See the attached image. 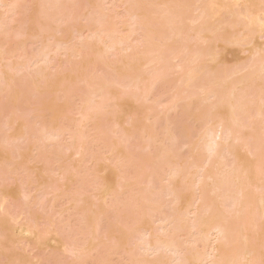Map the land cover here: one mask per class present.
<instances>
[{"label":"rangeland","instance_id":"374dc122","mask_svg":"<svg viewBox=\"0 0 264 264\" xmlns=\"http://www.w3.org/2000/svg\"><path fill=\"white\" fill-rule=\"evenodd\" d=\"M18 1H19V4H18ZM104 1L105 0H101V2L104 3L105 8H103V4H101L100 1H99L100 2L99 5L102 8H99V5L95 4L97 2L96 0H89V4L93 5V8H96L97 11L101 13H103V11L106 9L105 13L108 16L105 18L107 19H104V16L103 18H100L99 16H101L102 14L99 15V13L95 12L94 10L90 11L89 8L91 9L92 6L88 8L86 4L85 5L86 10L84 11H83L84 6L83 7L81 5L79 6L82 7L81 11L85 13L88 12V10L91 13L95 12V13H92L94 16L98 14L99 16L97 15V17H99L100 19H104L106 20V22H108L106 25L109 31L113 32L112 33L113 35L111 34L113 42H115L113 38H115V40L119 42L121 39H125L126 37H129V35L131 34V29H129L130 26H128L129 17L131 15L130 10L128 11L126 9L127 7L125 8L123 6L118 8L116 5L115 7V4H116L115 1L117 2V0H114V1L106 0L105 2ZM225 1H233V0H225ZM237 1H240L239 5L237 6L238 11H243V9L247 5H252L258 11H262V9H264V0H237ZM13 2L15 3L17 2L16 5L18 4L17 10H16L17 13H15L16 16L14 15L15 16L14 19H16L15 21L17 22L12 21V19L10 18L12 17V15L10 13L9 15L5 14L7 13V10H6L7 8L5 9L6 12L4 9L3 10L0 9V18L5 20L4 22H6L7 25H10L8 26V28H10L9 29L10 31L8 30V32L9 34L11 32L12 33L10 34L11 36L9 37L7 36L8 34L6 35L8 39L10 40L6 42H9L10 44L12 43L10 48H11V51L14 53L15 57L12 58L10 56H7L5 63L0 62V66H1L0 71L3 68L2 66L3 64L6 65V64L11 63V64H18V65L23 64L24 65L26 62L29 63V60L32 59V58L30 59L31 55H36L38 52H42L44 50V47L41 48V43H45V41L48 42L46 45H48L49 47L51 46V48L53 47L55 48V43L57 42V40L60 39V42L68 40L66 42L67 46H65L64 45L65 42H63V46L60 47L62 49V51L60 52L61 54L59 53L57 55L58 57L55 59V61H58V62H55L54 66L56 67L59 66L58 68H56L57 70H59L57 71L59 73L64 63H66V61L68 62L70 61L69 60L70 57L67 55H64V53L68 50L67 48L69 49L73 48V50L77 51V48L79 47V45H81L80 43L90 41V37H89L90 31L88 32L87 31L88 29H82V27L85 28V26H83L82 24L84 23V20L81 19V17H84L85 15L90 16V14H88L89 12L86 14L81 13L82 15H80L81 16L80 19H76L78 18L77 15L79 14L76 12L75 10L76 8L73 9L77 13L76 18L75 17L74 18L75 20H78L79 23L82 24V26L79 25L78 21L77 23L74 21V18L72 17V15L73 14L75 15V13L71 14V18L73 19L74 24H77L76 29L72 27L70 23H65L64 26H61L63 22L59 24L60 22L56 20H55L56 24L55 22L54 24H52L53 19H51L52 21L51 26L54 29H57L54 31H58V29H62V32H61L62 34L56 33L53 30H51L53 28L49 29L50 31H52V33L58 34V36L56 35V37H59V39L55 38L54 34L50 35L51 32L49 31L50 33L47 35L48 36L50 35V37L52 36L54 37L51 39L49 38L50 39L49 41L45 40V41H42L41 43H38L39 38L38 39L36 38L37 39V40L35 39L36 41L34 39H33L34 41L31 39L32 40L31 41L30 40L31 35H29V37L26 36V34L27 35L29 34V31H27L26 34H23V35L22 33H24L26 31L25 29H28L29 27H33V29L30 28L31 34L35 32H36L35 34H37V32H39L40 27L39 25H37L38 23L37 22L33 24L31 23V21L34 22L33 20L34 17L32 16H35L34 13L37 12L35 10L36 5L34 6L35 0H14ZM68 2L70 4V0H68ZM213 2H212L213 3L212 4V15H215V11L217 10V8L221 5L223 1L213 0ZM66 4L64 7H68L67 6L68 4L67 5ZM57 5L59 4H55V6ZM69 8L70 6L65 9L69 10ZM99 9L101 10L99 11ZM102 9L104 10L102 11ZM124 9L127 10V12H125ZM58 10L57 12L62 11V14L60 17H63L62 15L66 13L65 10L63 9L59 11ZM55 13H56V10L54 11V14ZM127 13H130V15L128 16ZM58 14L56 13L54 18L56 17L58 19L59 17ZM194 15H196V13H194ZM64 16L66 19L69 20V17H67L66 15ZM216 17H218L219 18L218 20H220V16H217V13H216ZM65 18L64 20H66ZM90 18L92 17L90 16ZM239 20L241 21L242 19H239ZM61 21H62V18H61ZM73 21L71 22V24L75 26L73 24ZM124 22L126 23V25L127 24L128 25L127 26L124 25ZM243 22L241 23L244 24L245 22L244 23ZM86 23H88V21H86ZM33 25L36 26L37 28H35ZM55 25H59V26H56L57 27L56 28ZM69 27H71L72 29H70ZM196 27H195V31H196ZM199 27L201 26H198L197 29ZM18 28L20 29L24 28L23 30L24 32ZM182 28L183 29L179 28L182 30V31L180 30V33H182V36L180 35V37L182 38L187 37L186 39H189L188 35H189V32H191L190 30L194 28V24H192L190 21H186ZM242 28H241L242 32L240 30L239 33L238 32L237 33L240 39L243 38L241 40L244 41V45L242 41L243 46L237 52L238 53V55H236L237 59L240 58V61H242L244 65L249 64L252 58H253L252 59L253 61L257 60L256 62H258V58L260 59L264 58V37L262 36V34H264V26L262 24L261 25L255 24L254 27L251 29H245L244 27ZM17 29L20 30L21 32L18 33ZM4 30L6 31V28ZM73 30L75 33L72 32ZM76 30H79V31H76ZM114 31H116V33ZM195 31H192V32L195 33ZM0 35H1V32H0ZM21 35L23 36V38L26 37L25 40L29 38L28 39L29 42L23 43L25 40H23ZM47 35L45 36L42 34V36L44 37H48ZM190 35L192 36V34ZM1 36H0V40L4 35L2 37ZM6 36H4L2 39H4ZM137 37L138 35L132 36V38L129 37L130 42L129 44H127V46H130L132 48L141 47L142 43L141 44L139 43V40L137 39ZM252 37H254V40L249 44L250 39ZM138 38H140V36ZM182 38L180 39L178 37L177 40L180 39L181 41ZM140 39L144 41L143 38H140ZM191 41L188 40L187 44L191 43V45L190 44L189 45L190 46L193 45L191 47L192 50L195 49L198 51V48L200 47H201L200 49L204 51L207 49L208 43L206 45L204 44L202 48L201 43H204L203 41L200 42L201 45H198L199 43L197 41H196L197 44L196 42L194 41L191 42ZM184 42L182 40V44ZM61 44L62 43H60V45ZM178 44L180 46L182 45L181 43H178ZM205 46L206 48H204ZM79 48L81 49L82 47H79ZM132 48L125 52L122 51L120 55L118 54L115 55V56H118L117 58L110 57L111 59L109 58L110 59L109 61H116V59H120L119 61H121L124 57L130 55L131 53L130 51L132 50ZM191 48L188 47L187 50ZM47 50H44V52ZM192 50H190V52ZM21 54H23L22 57L19 56ZM74 56H72L73 59L69 62V65H70L69 67L75 66L76 64H73L75 62L80 63V61H82L81 56H78V57L76 56L75 58ZM171 59L172 58H170V60ZM234 59L235 58L228 59L229 63L227 64L232 65V66L229 65L230 67H233V64L236 62V60L233 62ZM40 61H37V63ZM237 61L240 62L239 60ZM171 62H169L171 64L170 66L172 67L171 70L174 69V71L172 70V72H175V70L178 71V69L173 68V66L177 64L175 63L177 61L173 59L171 60ZM37 63H35V65ZM242 63L241 65H243ZM44 65H45V62L43 61L38 64V66L41 68H43ZM217 65H221V64H217ZM155 69L153 68V70ZM153 70L148 69V68H145V70H142L143 77L145 78L143 79L146 80V81L142 80V82L144 81L148 83L149 80L151 81L150 79V76H152L151 73L159 71L161 70V68L156 71H153ZM171 70H170L171 74L170 75L168 74L171 79L170 82L173 84H176L177 78H180L181 74H178V72H176V74L175 73L172 74ZM25 71L23 70V72ZM48 71L52 73L54 70L49 69ZM234 72H236V70ZM99 73L97 75L95 74L96 76L93 74L94 77L99 76L102 72L100 74ZM26 75L27 74H25V76ZM172 77L173 79L175 78L176 79L172 80ZM62 78L64 77L62 76ZM240 78L243 79L246 83L250 84V87L248 89L245 88L244 91L247 90L246 92L248 94V100L249 102H252L249 104V108H248L249 110H247V112L249 111L248 113L251 116H248V115L241 116L240 115L241 118L245 116L244 119L243 118L240 119V116L237 117V119L239 118L240 121L242 120L243 124L247 127V129L245 128V130H242L239 133L236 132L237 127H238L235 124L236 122L230 121L229 126L231 125L230 123H232L231 125V127H233L232 130L236 129L233 131L237 133V134L234 133L235 136H239L240 138L242 137L241 140L245 142L246 144L242 143L241 145L240 143V144L234 145V147H229L231 148V150L229 149V151H232V152H227L225 154L226 157L225 159H223L220 166H218L216 169H213L215 175L217 176L218 180L220 181L222 185L225 195L227 196V203L223 205L222 202L219 203L218 201H216L214 196L209 190L202 191L203 188L206 189L208 187V184H210L209 183L210 181L208 179H207V183L205 182L206 180H204L206 184H204L203 182L201 183V186L203 187L201 189V186L198 184L197 180L194 178V180L192 181V184H190L191 186L189 190V195H187L185 199L187 198L190 199V201H192V204L193 205L195 204V207H198V208L201 207V209L208 206L209 207L208 212L204 213L201 210H200L201 213L199 212L202 216H205L206 219H209L212 216L216 215L214 210L216 206L218 205L219 210L221 209L220 211L224 215L223 220L225 224L240 227L238 230L229 233L226 239L221 241L222 245H224L222 249H224L226 246L227 247L230 246L231 244H233V242L240 239L241 241H245V244H242L243 246L240 245L241 247H239V249H237L236 251L239 252L240 249H244V245H246L245 247L246 250L249 252L251 256H254V258L256 259L254 260V263H251V264H264V193L263 191L254 192L248 197H246L241 202V204L244 205V207L248 209L249 211L247 216H242V217L240 215H239L240 217L235 216V212H234L235 208L231 207L233 198L237 197L238 191L240 190V188L246 184V181H245L246 178L252 175L255 170L258 169L259 178H262V182L264 183V65L262 66L258 65L254 68L248 67V69L242 70L241 72L237 71V73L231 78V80L234 81ZM77 80L78 79L73 78L71 82V79H70L68 81L70 82L69 85L67 84V81L65 80L66 84L65 83L63 84L68 85V86L65 87L61 83L62 87H59L61 90H63V88L65 90L62 92H59L60 91L59 88L57 90L55 89V91L53 89L54 91L53 93L55 94L51 95L49 92L51 97L49 96L50 97L49 99V97L47 96L48 99L47 101L45 100L46 103H43L44 101H42L43 103L42 104L40 100H44V97H46L45 95H48V93H46L44 97L39 99V104L41 103L40 105L37 104L38 106H36L35 105L36 103L33 104V102H31L30 105H26V107L24 108V112L22 110H20L22 112H18V117L20 118L21 122L16 126L17 127L16 129H12L10 131H8L6 128L3 129V125L0 122V136L5 135L7 136V138L11 139V142H9L11 144H8V142L4 144L0 143L1 145L0 146V264H138V261L141 258H144L145 255L147 254H144L143 252L139 251L136 247L137 233L129 234L128 230L131 227L133 228V226L136 227V225H138L137 224L138 222H136V219L138 218L142 219L141 212L145 210L143 200L144 198L151 199L149 193L147 192L148 187H149V181H148L149 177L148 176L151 174V172L155 168L156 169L159 168V165L163 166L160 163H156V161H153V160H155L154 158H156L157 153L159 152L162 145L167 146V143H168V142L166 143L164 140L163 144L162 145L160 144L161 147L159 149L158 147L160 145L157 143L159 146L156 145L157 149H155V151H154V148H150L152 150H149V148L145 149L147 142H145L144 140L140 141L142 139V136H139V135H142V134H139L141 133L139 132L140 126L145 125V124L146 126L151 125L150 121H153V120L152 119L147 120V118L150 115L152 116L156 114L155 117L157 118L158 122H161L159 123L161 125H156L158 127V130H157V134L159 135L158 139H160L162 137L161 136L162 133H164L162 129H164V126L166 124V121H163V120H168L171 118L170 119L171 121V120H174L173 118H177L178 119L177 122H180V123H177L174 128L172 127L175 132L173 130L172 131L176 134L175 135L177 137L176 140L178 141H176V144H177L176 148L173 149L172 152L175 153L176 157L180 160V162L178 160L176 161L173 160V162L178 161V163H182L188 160L190 149L185 148L183 146L184 140H182L183 138H181V135L184 132H187L186 129H188L187 133H189L192 136V139H193L192 141L194 143H197L201 137L200 133L203 132V129L209 128L212 125L213 121L217 118L218 112H219L218 108L216 110L214 109L211 110L208 108V106L207 108L202 107V109L204 110L200 112V114L202 113L201 122L192 121V120L191 121L189 120V122L186 121L188 120V118H185L186 114H183L185 116L183 117L185 118L184 121L186 122H181L179 119H181V112H184L183 105L186 106V104H188L189 101L192 102L193 100H196V98H193L191 100H186V101L183 100L184 102L182 101L177 102L176 100L177 98L175 99L176 90L168 88L169 85L166 83L159 82V85L157 84L155 87L153 86L155 91L151 89L154 91L153 92L154 94H152V96H150L151 95L150 94L147 99L146 98L147 95H145V93L147 94L148 91H144L145 93L143 94V92H139L138 84L136 85L131 84L129 89L130 91L133 92V95H130V97L128 98L129 102H127L126 104L124 103L126 107L122 104L123 106L120 105L121 108L119 107L115 108L117 105H115V103L113 102V104L111 103L112 105L110 104L109 107L108 106L104 107L106 109L109 108V110H104L102 108L103 111H105V112L102 111L103 114L100 111H99L100 112L99 114L95 112L96 115L92 113L95 117L97 116L98 118L93 117L95 120L93 119L94 121L90 122V119L84 120L83 119L84 117L81 118L82 117L81 115L86 114L87 111L82 114L79 112L81 111L84 112V110H86L88 105L97 103L100 101V99L94 98L93 100L92 99L93 96L91 95L92 89H90L86 83L81 82L79 80L77 81ZM102 81H104L105 83L100 86H105V87L99 86L100 92L108 93L107 95L108 97L119 96L121 93H124L126 90H128V89H124L117 85L116 77L114 74L105 73V76ZM160 81H162V79ZM181 89H184V88H181ZM56 91H58V93ZM242 91L240 92L241 94H242ZM177 92L181 93L182 91L180 92L179 90ZM181 94L183 95V92ZM142 95L144 96L142 97ZM230 95H231V92L229 91L228 94H226L225 96L226 104L227 102H229L228 97ZM2 96H0L1 100L3 98ZM199 97L202 98L203 96L200 95ZM175 100H176V103L175 105H173ZM200 100L201 99H198L197 101H200ZM213 100H209V103L212 102ZM207 102L203 103L204 106L205 104H208ZM48 104H50V106L53 109V114H55L53 115L51 113L52 114L51 119L55 122L54 123L53 121H51L52 124L57 125V127L60 129H67V128L68 130L71 129V132H74L77 136L78 135L80 136L78 137V139H75L77 141H74V140L73 141H74V144L76 143L78 146L79 145L81 146L82 152L79 151L81 154L78 153L79 155H75L73 154L75 153V151L72 152L73 150H71V151L65 152L66 151L65 150L63 151L62 155L64 154V152L68 154L66 155L64 154L65 157L61 156L64 159H61L59 161L58 158L56 157L54 158L55 155L54 156L52 155L56 151L55 148L57 145L51 148L50 145H43L44 143H39V142H42V141H39L40 136H38V138L32 137L31 134L33 133L32 131H34L33 127L35 126L37 127V122L39 121H40V124L42 123V120H40V116L44 115L43 113V111H45L44 109H48V107H50L48 106ZM98 104L99 103H97L96 106L99 109ZM176 104L178 106H176ZM35 106H36V109L34 108ZM173 106H175V108L177 109L179 108L178 109L179 114H178L177 109L176 110L174 109L175 112L171 111L172 110L171 108ZM110 107L111 108L114 107V108L110 110ZM122 108H124L123 111H122ZM39 109H42V110L39 111ZM118 109H120L119 111H121L120 114L123 113V115L121 114L122 116L118 114L119 111H115ZM108 111L110 113H108ZM111 111H114L112 113L116 112L117 116L116 114H113L116 116V118L120 115L119 117L120 123L122 122V120L124 122H126L127 120L131 122L130 124L129 122L128 124L127 122L126 123L123 122L125 126L123 124L122 127L127 132V135L129 136L131 135V138L133 135L135 136L129 140L130 141L129 143L132 144V146L130 145L132 148L127 149L126 148L127 146L125 147L124 145L127 139L124 140L125 141L124 142L121 139L120 135H118L117 130H119L118 128L120 127L118 128L116 127L114 129L115 124L113 125V123L114 121H117V119L113 120V122L111 123L112 125L109 124L110 121H112L111 119H109L112 117ZM259 111L261 112V114H259L260 116H258ZM38 112L41 114L40 116ZM49 112H51V110ZM3 113H2V116L4 114H7L6 112L4 114ZM151 113H155V114H151ZM196 114H199V112ZM93 115H89V117ZM106 117H109V118H106ZM130 117H134L133 120H131L132 118L129 120ZM45 118L47 117L45 116L44 119ZM48 119L49 118H47L46 121ZM107 119H108V122L106 123ZM239 120L238 121L236 120V121L239 122ZM170 124H171L170 126H172L173 122ZM256 125H258L256 127L257 130L256 129L254 130L253 128ZM28 126L30 127V132H29L30 134L28 136L29 141L27 140L25 141L23 139L25 141L24 143L22 139H21L22 141H20L18 140V138L15 141L16 137L22 134L24 129ZM110 127L113 128L114 130H112ZM115 131L117 134L115 133ZM158 131H160L161 134H159ZM163 136L165 137V134H163ZM67 137L68 136L66 135L63 138H60L58 144L63 145V146H68V147L70 145H74L72 144L73 141H70V139H68ZM138 137L140 139L139 140L140 142L137 140ZM144 137H146V135H144ZM146 138L144 139L148 140ZM178 138H181V139H178ZM10 139H8V141H10ZM12 140L15 141L14 144H12L13 143ZM45 143L48 144L47 142ZM76 144L74 145L75 148H76ZM138 145L140 147H137ZM33 146L35 149L32 148ZM45 147H47V149ZM233 148L235 149L232 150ZM255 148H257L258 150L255 155H252L250 150H254ZM36 152H39V153L36 154ZM47 152H49L50 155H48ZM50 152H53V153H50ZM15 153H18L19 157L16 156ZM228 153L229 155H227ZM39 154H41V157L40 156L37 157ZM206 155L207 154H205V157ZM124 156L126 158H124ZM158 156H159V153H158ZM205 157L201 158L202 159L201 166L203 165V163L205 165V161L208 156L206 158ZM22 160L24 161L21 162ZM247 161L248 162L251 161L254 164V166L252 167L249 165H245V166L241 165L242 162H247ZM13 165L14 167H12ZM60 167L64 168L63 170H66V171L68 170L67 172L65 171L66 175H64V177H67L68 179L66 178L63 179L64 178L63 175H61L63 178L60 177L59 174H61V171H62V168L58 169ZM165 168L166 167L163 166L164 171H165ZM234 169L241 173V175L238 174L239 176H241L240 178L238 177V178L231 179L226 176L225 174L226 172H229ZM159 170L162 171L163 173L162 169H159ZM104 178H108L111 181H109V183H106L107 180ZM122 179L127 180L125 183L127 188L126 187L123 188L124 186H119V183L122 181ZM41 184L42 185L44 184V185L41 187ZM106 184H108L107 186H109L110 184L112 185L111 188L112 187L113 188H112V191L110 189L111 192L108 191L109 187H107ZM202 184H204V186ZM164 185H165V182H160V185H159L160 189L158 188V185H157V188L159 189L157 193L160 195V197L161 195L163 196L164 190L162 191V193L160 190L161 188L165 187ZM180 191H181V188L179 189V192ZM41 192H44V194L45 193L46 194L43 195ZM7 193H10L11 196L10 194H7ZM25 194H29L28 198H24ZM8 195H9V198H8ZM166 198L167 200L171 199V197H166ZM159 200H161L160 202L162 204H166L164 202L166 199L163 200V198H161ZM177 206L179 207L178 204ZM195 212L197 213V210H195ZM169 214H172V213H169ZM175 214L176 213H174V215ZM176 215H178V213ZM117 216L118 218L115 219V217ZM155 219L156 218L154 217L151 220V225L153 229L155 230V233L159 234L161 233L159 229L161 227V224L160 222L155 221ZM186 219H187V222H191L192 220L196 222L195 217L193 218L192 216L191 217L187 216ZM101 220L112 221L110 223L114 225H109L108 227L106 225L105 227L107 228H103V230H106V231H102L103 233H101L100 231L101 229L99 230V228H101L102 226L100 225H104ZM98 221H101L102 223ZM107 221L106 223H108ZM140 221L141 220H139V222ZM97 222L101 224L97 225L98 224ZM253 222H258V224L256 223L257 225L256 224L254 225ZM96 225L98 226V230L96 228ZM109 227L111 231L109 230ZM111 227H115V228L111 229ZM136 228L138 229L140 227L137 226ZM191 235L183 236L182 239L180 240L181 244L184 247L187 245V247H189V250L195 252V254H198V255L205 254L206 249H207L206 245H203V244L197 245V243L190 242ZM197 236L198 235H196L195 238ZM192 238H194L193 235H192ZM126 247H128V249H126ZM147 256L145 257V259L147 258ZM152 256L150 258L148 256V260L151 259L150 261H153L156 255H152ZM234 256H235V252L232 255L227 256V261H225L226 264H241V261H238V259L235 258ZM157 257H156V260H157ZM220 257L221 256L217 257L216 259H212V260L209 259L210 261L207 260L208 262H202L201 264H209V263L212 264L211 261L222 259ZM151 263L152 262H150L149 264ZM220 263L223 264L222 261H220Z\"/></svg>","mask_w":264,"mask_h":264},{"label":"bare ground","instance_id":"6f19581e","mask_svg":"<svg viewBox=\"0 0 264 264\" xmlns=\"http://www.w3.org/2000/svg\"><path fill=\"white\" fill-rule=\"evenodd\" d=\"M13 1L14 0H12V1L11 0H0V9L5 10L7 8L6 9L7 13H5V14L9 15V13H10L12 15V17H10V16L9 17L14 22L16 20V19H14V17L16 16L15 13H17L16 10H17V7H18L17 5L19 4V1H18L17 5H16L17 2L15 3ZM96 1L97 2L95 4H98V5L101 2V0H99L100 2L98 0H96ZM112 1H114V0H112ZM221 1H223V2L215 11V15H212V4L214 3L213 0H117V2L115 1V3H116L115 7H116V5L118 8L121 6H123L125 8L127 7L126 9L128 11L130 10V12H131V15H130V13H127L128 16L130 15L129 25L127 24L128 26H130L129 29H131V34L129 35V37L132 38V36L138 35V37L140 36V38L144 39V41H143L137 37V39L139 40V43L140 44L142 43L141 44L142 46L139 48H132L130 46H127V44H129V42H130L129 37H126L128 39H126V38L121 39V40L119 39L120 40L119 42L116 41L115 38H113L116 43L112 41L111 34L113 32L109 31V29L107 28V25H106L108 22H106V20H104V19H107L105 17L108 16L105 13L106 9L105 10L102 9V11L104 10L103 13L98 12L96 8H93V5L89 4V0H70L71 5L69 4L68 0L67 1H65V0H35L34 6L36 5L35 10L37 12L33 9L36 13L33 12L35 15V16H32V17H34L33 18L34 22L31 21V23L32 24L36 23V22L38 23L37 25H39V27H40L39 32H37V34H35L36 32L33 33L34 35L31 34L30 28L33 29V27H29L28 29H25L26 30L25 32L23 31L24 28H26L24 26H22V27H24L23 29H20V28H18V29H20L21 31L24 32V33H22V35L26 34V32L29 31V34L28 35L26 34V36L27 37H29V35H31V37L34 36L32 38L30 37V40L31 39L35 40L36 38L37 39L39 38L38 43H41L42 41H45V40L49 41L51 38H54L53 36L50 37V35L54 34V33H52V31L49 30L50 28H53L51 26V23H52L51 19H53L52 24H54V22L56 24V21L60 22L59 24H61L63 22V24H61V26H64L65 23H70V25L76 29L77 24H74V21L76 23L78 21V20H75L76 14L79 13L78 14L79 16L77 15L78 18H76V19H80V17H81L80 15L85 13L83 11L86 10V7H85L86 4H87L88 8L92 6L91 9L89 8L90 11L94 10L95 12H98L99 15L102 14L101 16H99L96 13L100 18H103V16H104V19H100L99 17H97L96 14H95L96 16H94L92 13H95V12L91 13V12H89V10H88L89 13L88 12H86V13L90 14V16L92 18H90V16H88V15L81 17V19L84 20V23H82V24H83V26H85V28L82 27V29H88L87 31L88 32L90 31V36H89L90 41L80 43L81 45H79V47H82L81 49L78 47L80 50L77 48V51H75V50H73V48L72 49L67 48L68 50L66 52L64 51L65 52L64 55L69 56L70 61L73 59L72 56H74V55H75L74 58L76 56L82 57V61H80V63H78V62L73 63V64H76L75 66L69 67L70 61L69 62L66 61V63H64V65H63V67L60 69V72L59 73L57 72L59 70H57L56 68H58L59 66L58 67L54 66V63L58 62V61H55V59L58 57L57 55L62 51V49L60 47L63 46V42H65L64 45L67 46L66 42L68 40L60 42L59 37H56V35L58 36V34H56V33L62 34L61 33L62 29H58V31H54L57 29L53 28L51 30L56 32L54 34L55 38L59 39V40L56 39L57 42L55 40V42H56L55 48L53 46H52L53 48H51V46L49 47L48 45H46L48 42L45 41V43H41V48L44 47V50L48 49L47 51L44 52V50H43L42 52L37 53V54L41 53L39 55H37V54L31 55L30 59L31 58L32 59L29 60V63L26 62L24 65L23 64H19V65L18 64H11V63L6 64V65L3 64L2 65L3 68L0 71V96L3 95L2 96L3 101L0 99V101H1V103H0V105H1L0 106V119H1V121L0 122L3 125V129L6 128L8 131L17 128L16 126L21 122L20 118L18 117V112H22V111L24 112V108L26 107V105H30V103L33 102V104L36 103L35 105L38 106L37 104H39V99H41L42 97H44V95L46 93H48V95H45L46 97H44V100H40L41 103H42V101H44L43 103H46L45 100L47 101L50 94L51 95L55 94V93H53L55 91V89L57 90L59 87H62V85L65 87L68 86L70 84V82H68V81L71 79V82H72L73 78L78 79L79 81L86 83L88 85V87L90 89H92L91 95L93 96L92 97L93 100H94V98L100 99V101L97 102V103H99L98 104L99 109L96 106L97 103H94V104L88 105L86 110H84V112H82V111L79 112L82 114V113H85L87 111L86 114L81 115L82 116L81 118L84 117L83 118L84 120L90 119V122H93L95 120L94 118H98L97 116L96 117L94 116V115H96L95 112L97 114H99L100 112L102 113L103 109L109 110V108L106 109L104 107H107V106L109 107L111 103L113 104V102H114L115 105H117L116 107L113 105L115 108H117V107L121 108L120 105H122V104L124 105V103L126 104L127 102H129L128 98L130 97V95H133V92L130 91V89H129L131 84H135V85L138 84L139 92H143V94L145 93L144 91H148L147 94L145 93V95H147L146 96L147 99H148L150 94H151L150 96H152V94H154L153 93L155 91L154 87L157 84L159 85V82L160 83H166L169 85L168 88L176 90L175 99L177 98L176 99L177 102H180V101L184 102L183 100L186 101V100H191L193 98H196V100H193L192 102L189 101V103L186 104V106L183 105L184 106L183 109H184L185 113L180 111L181 112V119H179V120L181 122H186V121L189 122V120L201 122L202 121V117H201L202 113L200 114V112H202V110H204V109H202V107L207 108V106H208V108L211 110H213V109L216 110L217 108L219 109L218 116L213 121L214 124L211 122L212 125L209 128L203 129V132H201V133L199 132L201 137L197 143H194L192 141L193 140L192 136L189 133H187L188 129H186L187 132H184L181 135V138H183L182 140H184L183 146L185 148L190 149V153L188 155V160L186 162H182V163H178V161L180 162V160L176 157L175 153L172 152V150L176 148V145H177L176 141H178V140H176L177 137L175 136L176 134L174 133L175 131L173 129L177 123H180V122H177L178 121L177 118H173L174 120L170 121L171 118L168 117L170 119L163 120V121H166V124L164 126V129H162L164 131V133H162V135H161L163 138L162 137L160 138L161 140L163 139L162 141L160 139H158L159 138V135L157 134L158 127L156 126V125H161V124H159L161 122H158L157 118L155 117L156 116L155 113H151V114H155V115H152V116L150 115L147 118V120H151V119L153 120V121H150L151 122V125H149L150 127L146 126V124L140 126L139 132H141V133H139V134H142V135H139V136H142V139L140 140L138 137L137 140L138 141L144 140L145 142H147V145L145 144L146 145L145 149L149 148V150H152L150 148H154V151H155V149H157L156 145H158V144L162 145L164 140L166 143L168 142L167 143L168 147L166 145L165 146L162 145V147H161V145L160 146L158 145L159 146L158 149L161 147L159 152H158L159 156H158V153L156 152L157 156H156V158H154L155 160H153V161H156V163H160L161 165H163L166 168L164 171L163 166L159 165V168H157V169L155 168L156 171L154 169L151 172V174L148 176L149 177L148 178L149 187H148L147 192L149 193L151 199L144 198V200H143L145 210L141 212L142 213V215H141L142 219H140V218L136 219V222H138L137 223L138 225L135 224L136 227L138 226L140 228L137 229L135 226H133V228L135 227L136 229L135 228L133 229L131 227L128 230L129 234L137 233L136 247L139 251L143 252L144 254H147L149 256V258L152 255H156V257L158 255L157 260H156V257L154 256L155 262H154V260L150 261L151 259L148 260V256L145 255V257L147 256V258L146 259H145V257L141 258L138 261V264H149L150 262H152L151 264H201L202 262H208L207 260H209V259L210 260L216 259L219 256H221L220 258H222V259H220V260L217 259L215 261L213 260V261H211L212 264H221L220 261H222L223 264H226L225 261H227V256L232 255L234 252H235L234 257L237 258L238 261H241V264L242 263L251 264V263H254V260H256L254 258V256H251L249 254V252L246 250V248H245L246 245H244V249H240L239 252L236 251L237 249H239V247L243 246L242 244H245V241H241L240 239L233 242V244H231L230 246H228V247L226 246L224 249H222L224 245H222L221 241L225 240L229 233L238 230L240 227L234 226V225H226L224 220H223L224 215L220 211L221 209L219 210L218 205L216 206V208L214 210L216 215L212 216L209 219H206L205 216H202L200 214L201 213L200 210L202 212L206 213L209 211L208 206L201 209V207L200 208L195 207V204L193 205L192 201H190V199H188V198L185 199V197L187 195H189V190H190V186H191L190 184H192V181L194 180V178L197 180V182L200 186H201L202 182L204 184H206L207 179H208L210 181L209 182L210 184H208V187L206 189L201 186V189L203 188L202 191L209 190L212 193V195L214 196L216 201H218L219 203L222 202L223 205L225 203H227V196L225 195L223 188H222V185H221L220 181L218 180L217 176L215 175L213 169H216L218 166H220L223 159H225V157H226L225 154L227 152H232V151H229V149L231 150V148H229V147H234V145H236V144L241 143V145H242V143H245L241 140L242 137L240 138L239 136H235V134L239 133L242 130H245V128L247 129V127L243 124V121L242 120L240 121L239 118L237 119V117H239L240 115L241 116L242 115L251 116V115H249V113H248L249 111L247 112V110H249L248 109L249 104L252 103V102H249V100H248V94L246 92L247 90L244 91L245 88L248 89L250 87V84L246 83L241 78L238 80H234V81L231 80V78L237 73V71L241 72L242 70L248 69V67L254 68L258 65H260V66L264 65L263 64L264 58H262V59L258 58V62H256L257 60H255V59H254L255 61H253L252 60L253 58H252L249 64L244 65L242 63V61H240V58L237 59V56H236V55H238L237 52L244 45V41L241 40L243 38H241V39L239 38V35H238L239 31L241 30L242 27H244L245 29H251L254 27L255 24L256 25L262 24L264 26V9H262V11H258L252 5H247L243 9V11H238L237 6L239 5L240 1H237V0H233V1L221 0ZM234 1H236V2H234ZM63 3H65V4L67 3L68 5L67 4L66 5L68 7L70 6L69 10L65 9L68 7H64L65 4H63ZM55 4H59V5L55 6ZM101 4H103V8H105L104 3L101 2ZM79 5H81L82 7L84 6L83 11H81L82 7ZM60 6H62L64 8H62ZM80 7H81V9H80ZM99 8H102V7H100V5H99ZM37 9H39V10H37ZM58 9L59 10H62V9L65 10L66 13L64 15H66V16L69 13L67 17H69V20H71V21L66 19L64 15H62L63 17H60L62 14V11H59ZM73 9H75L77 13ZM6 10H5V12H6ZM55 10H56L57 14L59 12H61L58 14L59 15L58 19L56 17L54 18L55 14H56V13L54 14ZM57 10L59 12H57ZM100 10L101 9H99V11ZM127 10L124 9L125 12H127ZM73 13H75V15ZM194 13H196V15H194ZM216 13H217V16H220V20H218L219 18L216 17ZM71 14H73L72 15L73 18L75 17L74 21L71 18ZM190 15H192V16H190ZM93 17H94V19H93ZM61 18H62V21H61ZM64 18L66 20H64ZM97 18H99V19H97ZM1 19L2 18H0L1 35L3 33L4 36H6L7 34H8L7 35L8 37L11 36L10 34L12 32L10 34L8 32V30L10 29V28H8V26H10V25H7L6 22H4L5 20H3V19L1 21ZM215 19H216V21H215ZM239 19H242V20L240 21ZM30 20H29V22H30ZM185 20L190 21L192 24H194V28H192V30H190L191 32L195 31L196 26L197 27L201 26L198 29L196 27L195 33L189 32V35H188L189 39H186L187 37L186 38L180 37V35L182 36V33H180V30L183 29L182 27H183L184 23L186 22ZM66 21H68V22H66ZM72 21H73V24L75 26H73L71 24ZM86 21H88V23H86ZM15 22H17V21H15ZM241 22H243L244 24H242ZM78 23H79V21H78ZM82 24L79 23V25H81V26H82ZM195 24H197V25H195ZM124 25H126L125 22H124ZM56 26H59V25H55V27ZM18 27H19V25H18ZM34 27L37 28L36 26H34ZM77 27H79V26H77ZM5 28H6V31L4 30ZM69 28L72 29L71 27H69ZM179 28H181V29H179ZM20 30H18V33L21 32ZM74 30L72 32H74ZM76 31H79V30H76ZM80 31H82V30H80ZM114 32L116 33V31H114ZM241 32H242V30H241ZM49 33H50V35L48 36L47 34H49ZM42 34L45 36L47 35L48 37H44V36H42ZM190 34H192V36ZM63 36H65V35H63ZM262 36L264 37V34H262ZM6 37L4 39L1 38V40H0V62L1 63H5L7 56H10L12 58L15 57L14 53L11 51V48H10L12 43L10 44L9 42H6L9 40L8 37L7 38ZM178 37L180 39L182 38L183 42L185 40L186 41L182 44V40L181 41H180V39L177 40ZM22 38H23V36H22ZM192 38H194L195 40ZM25 39H26V37L23 38V40H25ZM28 39L29 38H27V40ZM191 39L194 42L197 41L199 43L198 45L202 44V48H203L204 44L206 45L208 43L207 49L204 51V50H201L200 49L201 47H200V48H198V51L193 49L194 50V52H193V50L191 48L193 45L190 46L191 43H189L190 45L187 44L188 40L191 41ZM27 40H25L23 43L29 42V40L28 41ZM253 40H254V37H252L250 39L249 44ZM201 41H203L204 43L200 44ZM242 41H243V45H242ZM177 42L181 43L182 45L180 46ZM197 42H196V44H197ZM60 43H62V44L60 45ZM188 47L191 49L187 50ZM131 48H132V50L130 51L131 52L130 55L124 57L123 59L121 58L122 59L121 61H119L120 59H116V61H109L111 59L110 57L117 58L118 56H115V55H117V54L120 55L122 51L125 52V51L130 50ZM204 48H206V46ZM196 49H197V47H196ZM190 50H192V51L190 52ZM83 51H85V52L87 51V52L85 53ZM183 53H184V55H183ZM24 54H26V53H24ZM185 54H187V55H185ZM86 55H88V56H86ZM19 56L22 57L23 54H21ZM24 56H26V55H24ZM35 56H36V58H35ZM170 58H172L171 60L175 59V61H177V62H175L177 64L174 65L173 68L178 69V71L175 70V72H172V70L174 71V69L171 70L172 67L170 66L171 64L169 63V62H171ZM233 58H235L233 60V62L235 60H236V62L233 64V67H230L229 65H231V64H229V65L227 64V63H229L228 59H233ZM237 60H239L240 62H238ZM37 61L45 62L44 66H46V67H44V66H43V68L39 67L38 64L40 62L37 63ZM67 62H68V64H67ZM259 62H261V63H259ZM35 63H37V64L35 65ZM187 63H189V64H187ZM213 63H214V65H213ZM241 63L243 65H241ZM217 64H221V65H217ZM33 65L35 68L33 67ZM65 65L66 66L68 65V66L66 67ZM158 67H160L161 70L156 71V70L160 69ZM240 67H242V68H240ZM145 68L152 69V70H153V68L154 69L156 68L153 71L157 72V73L156 72L151 73V75H152V76H150L151 81L149 80L148 83L144 82L146 80H144L145 78L143 77V71L142 70H145ZM49 69L54 70L53 71L54 73L53 72L51 73L50 71H48ZM23 70L24 71L26 70L28 73L26 71L23 72ZM170 70H171L172 74L173 73L176 74V72H178V74H181L180 78H177L176 84H173L170 82V80H171L170 76H169L171 74ZM235 70H236V72H234ZM99 72L100 73L102 72L101 73L102 75ZM20 73H21V75H20ZM23 73H25L27 75L25 76V74H23ZM98 73L101 76L99 75L97 77H94V75L95 74L97 75ZM105 73L114 74L116 77L117 85L124 88V89H128V90H126L124 93H121L119 96L108 97L107 96L108 93H101L99 86L103 85L105 83L104 81H102L104 76H105ZM22 75H24V76H22ZM62 76L64 78H62ZM171 76H173V75H171ZM30 77H31V79H30ZM161 79H162V81H160ZM175 79H173V77H172V80H175ZM65 80L67 81L68 85H65L66 84ZM142 80H144V81L142 82ZM73 81H75V80H73ZM61 83H62V85H61ZM63 83H65V84H63ZM166 84H164V85H166ZM171 84H172V86H171ZM58 85H60V86H58ZM100 87H105V86H100ZM145 87H146V89H145ZM181 88H184V89H181ZM53 89H54V91H53ZM151 89H153L154 91ZM59 90H58L59 92H62L65 89L63 88V90H61L59 88ZM179 90H180V92L181 91L183 92V95L181 94L182 92L181 93L177 92ZM58 91H56V92L58 93ZM229 91L231 92V95L228 97L229 102H227V104H226L225 103V100H226L225 96H226V94H228ZM241 91H242V94L240 93ZM49 92H50V94H49ZM135 94H137V93H135ZM200 95H202L203 97L202 98L199 97ZM143 96L144 95H142V97ZM50 97H49V99H50ZM147 99H145V100H147ZM198 99H201V100L197 101ZM176 100L174 101L173 105H175ZM209 100H213V101L209 103ZM204 102H207L208 104H205V106H204V104H203ZM5 103H6V105H5ZM99 105H101V106H99ZM36 106L34 107L35 109H36ZM48 106H50V104H48ZM124 106L126 107V105H124ZM176 106H178V105L176 104ZM113 108L110 107V110H112ZM5 109H6V111H5ZM171 109H170L171 111L175 112L174 109L176 110L177 108H175V106H173ZM178 109H177V111H178ZM20 110H22V111H20ZM40 110H42V109H39V111ZM44 110L45 111L47 110V111L46 112L43 111V113H44V115H42L43 117L40 116L41 114L38 112V114L40 116V120H42V123L40 124V121H39V122H37V127L36 126L33 127L34 131H32L33 132L31 134L32 137L38 138V136H40L39 141H42V142H39V143H44L43 145H50L51 148L53 146L57 145L55 148L56 151L52 155L53 156L55 155L54 158L55 157L58 158L59 161L61 159H64L61 156H64V154L65 155L68 154V153H65L67 151L73 150L72 152L75 151V153H73V154H75V155L81 154L79 152L82 150L81 146L79 145L80 146L79 147L76 143H75L76 148L74 146L75 145L74 141H77L75 139H78V137H80V136L79 135L77 136L74 132H71V129H69V130H68V128L67 129H60L57 127V125L52 124L51 121H53V120L51 119V115L53 114V109L51 106L48 107V109H44ZM50 110H51V112H49ZM88 110H90V111H88ZM119 110L120 109L115 110V111H119ZM123 110H124V108H122V111ZM3 112L4 113L6 112L7 114H4ZM103 112H105V111H103ZM112 112H114V111H111V113ZM120 112L121 111H119L118 114H120ZM198 112H199V114H196ZM259 112H258V116H260L259 114H261V112L260 113ZM2 113L4 114L3 116H2ZM92 113H94V115ZM108 113H110V112L108 111ZM108 113H106V114H108ZM113 114H116V112L112 113V115H111L112 117L109 116L111 118L106 117V118H109L112 120V121H110L109 124H111L113 122V120L117 119V121H114V123H113V125L115 124V127L114 126H112V127H114V129L116 127L117 128L120 127V128H118L119 130L116 129L118 131L117 132L118 135H120V137L123 141L127 139L126 142L124 141L125 142L124 145H125V147L127 146L126 147L127 149L132 148L131 147L132 144L129 143L130 142L129 140L135 136L133 135L131 138V135L130 136L127 135V132L122 127V125L124 123L127 122V124H128V122H129V124H130L131 122L128 120L126 122H124L122 120V122L120 123L119 117L121 114L123 115V113H121L117 118H116L117 114H116V116ZM178 114H179V111H178ZM183 114H186V117ZM53 115H55V114H53ZM89 115H93V116L89 117ZM45 116L47 118H49L47 121H46L47 118L44 119ZM241 116H240V119L245 118V116H243L242 118H241ZM87 117H89V118H87ZM183 117L188 118V120L184 121L185 118H183ZM2 118H3V120H2ZM133 118L134 117H130L129 120L130 119L133 120ZM250 118H252V117H250ZM236 120L237 121L239 120V122H237ZM156 121H157V123H156ZM230 121L236 122L235 124L239 127V128L237 127L238 131L236 129H233V130H236L237 133H235V131L232 130V128H233V127H231L232 123H230L231 125L229 126ZM107 122H108V119H107L106 123ZM169 122L170 123L173 122L174 125L172 124V126H170L171 124ZM107 126H108V124H107ZM124 126H125V124H124ZM257 126L258 125H256L253 129L257 130V128H256ZM111 129L114 130L113 128H111ZM111 129H110V131H111ZM162 130H161V132H162ZM29 132H30V127L28 126L24 129L22 134H20L19 136L16 137L15 141L17 140V138L20 141H22L23 139L25 141L26 140L29 141V139H28L29 138L28 136L30 134ZM115 133H116V131H115ZM158 133L161 134L160 131H158ZM163 134H165V137L163 136ZM16 135H17V133H16ZM66 135L68 136L67 138L70 139V141L74 140L72 143L74 145H70L68 147V146H63V145L58 144L59 139L65 137ZM144 135H146V137L148 135V137L146 138V137H144ZM144 138H146L148 140H145ZM181 138H178V139H181ZM8 139H10V138H7V136H5V135L0 136V143L4 144V143L8 142V144H11V143H9V142H11V139H10V141H8ZM15 141L12 140V142H13L12 144H14ZM25 141H24V143H25ZM45 142H47L48 144H46ZM160 142H162V143H160ZM26 143H28V142H26ZM126 143H127V145H126ZM245 144H243V145H245ZM36 147H38V146H36ZM77 147H79V148H77ZM137 147H140V146L138 145ZM32 148H34V146ZM45 148L47 149V147H45ZM74 148H75V150H74ZM41 149H43V148H41ZM234 149L235 148H233L232 150H234ZM37 150H39V149H37ZM257 150L258 149L255 148L254 150H250V152L252 155H255ZM63 151H65V152L62 155ZM37 153H39V152H36V154ZM47 153H48V155H50L49 152H47ZM50 153H53V152H50ZM15 154H16V156L19 157L18 153H15ZM205 154H207L206 155V157L208 156L207 158L205 157ZM22 155H24V154H22ZM227 155H229V153ZM39 156L41 157V154H39L37 157H39ZM125 156H124V158H126ZM204 157L206 158V161H207V162L205 161L206 166L204 165V163L201 166V162H202L201 158H204ZM173 160H175V161L178 160V161L173 162ZM23 161L24 160H22L21 162H23ZM21 162H20V164H21ZM241 165L242 166L249 165L252 167L254 166V164L251 161L242 162ZM12 167H14V165ZM62 167H60L58 169H61ZM63 169L64 168H62V171L60 170L61 174L58 173L61 178H63L64 175H66L65 173L68 171V170L67 171L63 170ZM159 169H162L163 173ZM16 170H17V168H16ZM60 171H58V172H60ZM225 174L228 178H231V179L241 177L238 175V174L241 175V173L235 169L231 170L229 172H226ZM61 175H63V177ZM65 178L68 179L67 177H64L63 179H65ZM104 179L107 180L106 183H109V181H111L108 178H104ZM204 180H206L205 181L206 183L204 182ZM126 181L127 180L122 179V181L119 183V186H124L123 188H125L126 187V185H125ZM245 181H246V184L240 188V190L238 191L237 197L233 198L232 205H231V207L235 208L234 212H235V216H237V217L247 216L249 213L248 209H246L244 207V205L241 204V202L246 197H248L249 195H251L252 193H254L256 191H259V192L263 191V193H264V183L262 182V178H259L258 169L255 170L252 175L248 176ZM160 182H165V185H164L165 187L161 188V190H160L161 193L164 190L163 196L161 195V197L157 193V191H159V189H160L159 188ZM204 184H202V185L204 186ZM43 185L41 184V187ZM107 185L108 184H106V186ZM157 185H158L159 189L157 188ZM111 186H112L111 184L109 186H107V187H109L108 191H110V189L112 191L113 187L111 188ZM120 188H122V187H120ZM180 188H181L182 192L181 191L179 192ZM43 191H44V189H43ZM41 193L43 195L46 194V193L44 194V192H41ZM7 194H10V193H7ZM10 196H11V194H10ZM28 196H29V194H25L24 198H28ZM6 197H7V195H6ZM157 197H158V199H157ZM166 197H171V199L167 200ZM8 198H9V195H8ZM161 198H163V200H165V199L167 200V202H166V200L164 201L166 204H162L160 202L161 200H159V199H161ZM177 204L179 205V207L177 206ZM167 205H169V206H167ZM195 208H197V209H195ZM175 209H177V210H175ZM195 210H197V213L195 212ZM169 213H172L173 215L169 214ZM174 213H176V214L178 213V215H176V214L174 215ZM187 216L188 217L192 216L193 218L195 217L196 222L194 220H192L191 222H187V219H186ZM154 217L156 218L155 221H158L161 224V227L159 228L161 233H159V234L155 233V230L153 229V227L151 225V220ZM117 218H118V216L115 217V219H117ZM139 220H141V221L139 222ZM101 221L103 222L104 225H100L102 223ZM101 221H98V222H101L100 224L97 222L98 223L97 225L102 226L101 228H99V230L101 229L100 230L101 233H103L102 231H106V230H103V228H107L109 225H114V224H111L110 222H112V221H109V220L108 221L107 220H104V221L101 220ZM106 221L108 223H106ZM253 223H254V225L256 223L258 224V222H253ZM97 225H96V228L98 230ZM106 225H107V227H105ZM141 227H142V229H141ZM112 228H115V227H111V229ZM109 230H110V227H109ZM191 234L193 235L194 238H192ZM190 235H191L190 242L197 243V245L198 244L206 245L207 249H206L205 254H202V255L195 254V252L189 250V247H187V245L184 247L181 244L180 240L182 239V237L183 236H190ZM194 235L195 236L198 235V236L195 238ZM126 249H128V247H126Z\"/></svg>","mask_w":264,"mask_h":264}]
</instances>
